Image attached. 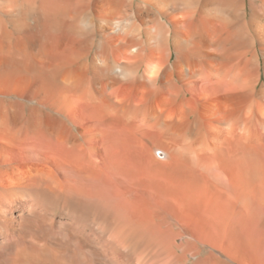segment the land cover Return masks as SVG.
I'll use <instances>...</instances> for the list:
<instances>
[{
  "label": "bare ground",
  "instance_id": "bare-ground-1",
  "mask_svg": "<svg viewBox=\"0 0 264 264\" xmlns=\"http://www.w3.org/2000/svg\"><path fill=\"white\" fill-rule=\"evenodd\" d=\"M0 264H264V0H0Z\"/></svg>",
  "mask_w": 264,
  "mask_h": 264
}]
</instances>
